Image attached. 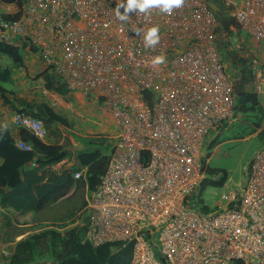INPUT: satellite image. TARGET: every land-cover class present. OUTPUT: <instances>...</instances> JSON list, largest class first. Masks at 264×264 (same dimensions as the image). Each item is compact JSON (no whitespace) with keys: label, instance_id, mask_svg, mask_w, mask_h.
Segmentation results:
<instances>
[{"label":"built area","instance_id":"1","mask_svg":"<svg viewBox=\"0 0 264 264\" xmlns=\"http://www.w3.org/2000/svg\"><path fill=\"white\" fill-rule=\"evenodd\" d=\"M223 1L249 37L264 40V0ZM119 3L0 0L1 46L37 56L73 95L101 105L116 126L109 132L106 171L76 224L86 225L84 237L93 246L131 243L126 264H264V146L241 188L222 193L212 211L189 205L204 178V138L234 112L214 12L201 0H184L171 14L152 8L147 15L130 12L121 22ZM154 25L161 29L160 43L145 48L143 35ZM161 54L165 63L154 65ZM253 63L260 92L264 68ZM43 94L51 106L62 104L57 93ZM12 122L45 135L41 120L23 111L14 112ZM83 170L76 169L74 178ZM13 243H0V264H9Z\"/></svg>","mask_w":264,"mask_h":264},{"label":"trees","instance_id":"2","mask_svg":"<svg viewBox=\"0 0 264 264\" xmlns=\"http://www.w3.org/2000/svg\"><path fill=\"white\" fill-rule=\"evenodd\" d=\"M5 1L21 3L23 0ZM201 1L214 12L217 20L216 46L233 86V118L247 124V134L257 132L264 142V105L255 90L253 66L255 57L248 51V47L244 45L236 47L233 44L236 41L233 40L234 37L241 38V34H247L231 15L232 7L226 2ZM240 42L243 44L242 39ZM0 53L8 55L14 64H23L20 47H2L0 44ZM36 78L41 80L44 90L57 93L67 103L75 101L73 93L53 71L43 69ZM6 85L13 86L12 75L8 69L0 67V95L3 103L14 112L23 111L40 119L45 131L44 137L39 138L27 129L17 127V141L30 146V149H24L17 145L9 129L0 127V219L5 221L4 228L8 231L12 217H23L39 211L76 191L88 193L94 191L106 171L113 140L106 134L102 137L99 135L95 140L80 141L81 146L75 150L73 159L77 161L78 169H84V175L75 179L73 173L76 169H73V166L55 168L57 164L71 156L68 148L74 147L64 139L63 133L68 128L64 114L58 107L51 106L43 94V99L38 98V104L31 105L16 94H9ZM227 123L228 121H221L217 127L222 130ZM236 123H232L231 126ZM218 142L217 138L211 140L207 148H214ZM203 161L204 178L200 186L223 185L226 179L225 172L222 171V175L213 180L211 176L218 170L209 168L205 159ZM85 204L86 201L83 200L81 209ZM189 205L202 213H209L214 209L206 205L198 207L192 196ZM31 221L30 226L35 224L33 220ZM22 223L30 224L28 220H23ZM85 228V224L68 222L58 227L54 225L39 227L29 233H26L27 230L19 233L13 231L14 237L24 233L25 235L13 243L9 264H29L37 261L36 257L40 259L45 257L56 264H126L129 261L131 243L93 246L84 237ZM5 241L9 239L3 238L1 244L6 243Z\"/></svg>","mask_w":264,"mask_h":264},{"label":"rangeland","instance_id":"3","mask_svg":"<svg viewBox=\"0 0 264 264\" xmlns=\"http://www.w3.org/2000/svg\"><path fill=\"white\" fill-rule=\"evenodd\" d=\"M241 35V38L234 37L233 40H236L233 43L234 46L244 45L245 47H248V51L253 53L258 62V66L264 68V40H255L244 33ZM240 39L243 40V44L240 42ZM29 54L31 56H29ZM22 58L23 64L17 65L13 63L8 55L0 53V67L8 69L12 75L13 86H5V88L9 90V94H16L18 96H21L24 93L28 94L30 89L33 90L39 85L36 76L43 69V66L38 57L34 54L22 51ZM260 64L262 66H260ZM13 77L15 79H13ZM11 90L13 92H11ZM259 99L263 100V98ZM3 104L0 95V106ZM74 104L75 105H72L71 107H73L75 113L69 112L64 115V119L68 124L66 132L63 133L65 142L71 143V139H74V137L83 142L89 139L95 140L99 135H101L100 137L105 136L106 134L109 136V132L116 130V126L105 114L101 105L93 103L92 101H86L83 105L79 103ZM6 107L9 108L8 105H6ZM57 107L60 109L61 113H65V107L70 106L63 103ZM236 122L239 121L233 118L224 126V129L221 130L217 127L204 138L203 144L200 148V154L203 159H205L209 168L218 170V172L215 175H212L211 178L216 180L222 175V171H224L226 179L221 186H214L211 184L197 186L192 194V198L198 207L206 205L210 209H213L216 206V203L220 200L222 193L241 188V185L246 180L252 159L264 146L262 137L259 136L257 132L247 134V124ZM232 123L236 124L231 126ZM215 138L219 140L218 144L214 148L208 149V143ZM70 153L72 154V152ZM89 195L90 193L87 191H76L56 204L46 206L39 211L29 213L23 217H12L11 226L8 231L4 228L5 221L0 219V243H2L3 238L15 242L25 235L24 233L14 237L12 234L13 231L19 233L27 230L26 233H29L39 227H46L48 225L58 227L68 222L76 224V219L81 213L83 200ZM23 220H28L29 223L33 220L35 224L32 226H30L31 223L23 225ZM42 258L43 259L36 257L35 259H38L37 261L47 259L45 257Z\"/></svg>","mask_w":264,"mask_h":264},{"label":"clouds","instance_id":"4","mask_svg":"<svg viewBox=\"0 0 264 264\" xmlns=\"http://www.w3.org/2000/svg\"><path fill=\"white\" fill-rule=\"evenodd\" d=\"M184 0H120L119 6L115 9L116 18L121 22L127 21L130 12H139L143 14H149L150 9L158 8L161 13L171 14L173 9L182 7ZM123 8V13L120 11ZM160 32L159 26L154 25L146 30L143 35L144 47L155 48L160 43ZM139 35V32H137ZM166 57L161 54L153 58L152 63L154 65L164 64Z\"/></svg>","mask_w":264,"mask_h":264},{"label":"crops","instance_id":"5","mask_svg":"<svg viewBox=\"0 0 264 264\" xmlns=\"http://www.w3.org/2000/svg\"><path fill=\"white\" fill-rule=\"evenodd\" d=\"M29 56H31V55L29 54ZM260 66H262V65L260 64ZM13 79H15V78L13 77ZM38 82H39V85L37 87H35L34 89L32 88L33 90L30 89L28 94L24 93L23 95H21L19 97H22V98L26 99L27 102L30 103L31 105L38 104V102H39L38 98L39 99H43L42 94L44 92V89H43V87L41 85V80L38 79ZM258 83H260V89L261 90H260V92H257V93H258L259 98H263V100H261V103L264 105V75L262 77V80L258 81ZM74 97H75V101L72 102V103H67V102H65L62 99L63 100L62 104L65 103L67 106L68 105L70 106V107H65L66 109H65V113H63L64 115L68 114L69 112L70 113H75L74 110H73V107H71L72 105L73 106L75 105L74 103H79V104L83 105V104H85L86 101H90V100H87L86 98H84V96L82 94H80V93L74 94ZM45 100L47 101L46 98H45ZM13 112L14 111H12L10 108H7L6 105H4V104L0 106V127H5L7 129H9L10 132L12 133V136L17 141L18 140L17 127H15L13 122H12ZM71 140H72L71 144L74 145L73 148L72 147L68 148L69 151L72 152V154L70 153L71 156L68 157V158H65L63 161H61L59 164H57L55 166V168L60 169V168H62L64 166H73V169H78L79 168V165H78L77 161H74V159H73V157H74L73 154H75V150L78 149V147L81 146V142H80V140L78 138H74V139L72 138ZM71 149H72V151H71ZM85 201H86V199H85ZM56 203H54V204H56Z\"/></svg>","mask_w":264,"mask_h":264}]
</instances>
